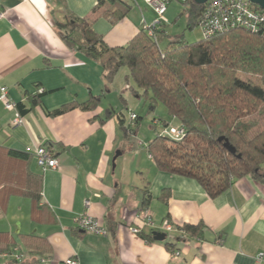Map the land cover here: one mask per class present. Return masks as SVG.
I'll list each match as a JSON object with an SVG mask.
<instances>
[{
  "label": "crops",
  "instance_id": "obj_1",
  "mask_svg": "<svg viewBox=\"0 0 264 264\" xmlns=\"http://www.w3.org/2000/svg\"><path fill=\"white\" fill-rule=\"evenodd\" d=\"M127 1L131 11L115 24L104 9L93 15L94 28L110 46L127 44L156 17L144 0ZM96 3L0 0V10L5 12L0 18V97L6 88L9 98L26 110L23 122L14 125L17 111L8 110L0 98V232L16 235L19 241L20 235L45 238L53 264H66L70 258L79 264H255L256 256L264 253L263 183L248 175L211 198L195 179L160 171L150 154L146 158L137 150L134 156H126L139 128L127 139L116 116L102 120L109 108L123 111L120 102L128 106V97L118 95L122 83L116 77L107 88L103 67L69 49L56 26L66 22L67 12L91 16ZM170 8L157 28L165 30L171 22ZM39 89L43 94L36 97L42 93ZM92 95H103L96 110L50 113ZM43 144L52 146L59 168L43 171L38 164L35 151ZM10 149L32 156L16 158ZM28 173L43 175V210L34 212L32 200L19 193ZM164 189L171 191L167 202L162 199ZM87 199L90 206L85 204ZM145 210L154 224L140 217ZM84 213L98 219L108 233L79 228L75 217ZM165 219L175 226L167 241L175 244L179 256L167 248L166 241L148 243L130 230L165 232ZM199 222L207 226L202 239L176 227Z\"/></svg>",
  "mask_w": 264,
  "mask_h": 264
},
{
  "label": "trees",
  "instance_id": "obj_2",
  "mask_svg": "<svg viewBox=\"0 0 264 264\" xmlns=\"http://www.w3.org/2000/svg\"><path fill=\"white\" fill-rule=\"evenodd\" d=\"M181 2L187 27L200 26L206 3ZM100 9L115 24L128 15L132 5L127 0H97L91 16L67 12L66 22L56 23L59 35L69 49L103 67L107 88L122 69H128L126 82L149 105L148 114L162 103L176 125L185 129L181 139L161 135V130L176 125H171L172 120L153 116L157 135L146 149L159 170L195 179L211 198L219 197L248 175L264 184V30L254 32L235 27L210 37L203 35L193 43L175 36L162 48L165 30L156 27L152 36L143 25L127 44L113 47L94 28L93 15ZM240 71L249 72L259 80L241 78ZM131 80L136 86L131 85ZM102 97L92 95L84 102L66 103L50 113L58 115L74 108L96 110ZM16 108L20 115L26 112L20 102ZM130 112L134 111L129 110V118ZM134 113L133 124L131 119L127 124L124 111L116 112L113 108L107 110L102 120L116 116L125 138L129 139L142 119ZM222 136L236 147L235 154L226 148L225 140H220ZM9 154L26 160L32 156L15 149H10ZM42 182L43 175L28 173L18 188L21 196L32 200L34 212L44 208ZM170 195V189H164L162 199L167 202ZM148 201L146 198L145 204ZM176 227L200 239L207 228L203 222ZM139 234L148 243L156 241L154 231L140 230ZM20 238L22 241L9 232H0V255H9L3 264H50L51 247L45 238L32 235H20ZM167 239L168 234L164 240L167 248L171 252L179 251Z\"/></svg>",
  "mask_w": 264,
  "mask_h": 264
},
{
  "label": "built area",
  "instance_id": "obj_3",
  "mask_svg": "<svg viewBox=\"0 0 264 264\" xmlns=\"http://www.w3.org/2000/svg\"><path fill=\"white\" fill-rule=\"evenodd\" d=\"M144 1L146 5L149 6V8H151L156 14L152 23L144 24V28L150 35L153 36L154 30L157 25L160 24L161 19L166 13L172 0ZM4 16L5 12L0 10V18H3ZM200 24L204 37H210L214 34L225 32L228 29L235 27H242L257 32L260 29L264 30V11L250 0H208L206 2V7ZM39 91L43 92L42 89H39ZM0 98L8 110L17 111L13 120L14 125L22 123L23 120L16 108V103L9 98L6 88H3ZM130 119L132 120L131 124H133L136 119V114L134 112H130ZM154 123H157V121ZM159 133L161 135H170L175 139H181L185 135V129L180 125L169 126L161 130ZM35 155L37 162L43 171L59 168V159L54 149L43 144L36 149ZM85 204L86 206H90L91 200L87 199ZM140 217L147 223L154 224L151 214L148 211L145 210L142 212ZM75 222L79 228L87 232L104 235L108 233L106 227L98 219L88 213L76 216ZM162 225L165 232L168 234L175 229V226L167 219L162 222ZM130 230L134 233L140 232V229L135 227H131ZM173 253L176 256H179L180 254L179 251H175ZM3 256L8 257L9 255L5 253ZM13 256L19 258L17 255ZM48 262L50 264L54 263L52 262V259ZM65 262L66 264H79V261L76 258L67 259ZM255 264H264V253H259L256 256Z\"/></svg>",
  "mask_w": 264,
  "mask_h": 264
},
{
  "label": "rangeland",
  "instance_id": "obj_4",
  "mask_svg": "<svg viewBox=\"0 0 264 264\" xmlns=\"http://www.w3.org/2000/svg\"><path fill=\"white\" fill-rule=\"evenodd\" d=\"M174 3L172 5L170 4L169 6L171 7L170 9L173 10L174 16L172 17L171 22H169L166 25L165 29V37L161 41V47H165L170 43V38L175 37V36H183L184 40L188 43H193L196 41H199L203 38V33L202 29L200 26H195L193 29H189L187 27V18L185 16V11H184V6L181 1L174 0ZM179 4V5H178ZM176 6H179L180 8L178 9ZM183 13V14H182ZM167 15V14H166ZM128 69L124 68L121 70V72L117 75V82L122 83V86L118 84V86L122 87V90H120L119 94L125 95L128 97L129 102H128V108L125 102H120L117 98V100L120 102V106H122V110L124 113H126L127 116V124H130V118H129V110H133L136 112L138 115L142 117L140 123H139V129L138 133L133 136L132 140L134 142L130 143L128 146V153H125L126 156H134L135 151H139L140 155L143 157H148L149 153L146 149V145L153 140L156 135H157V130L153 128V121L152 118L153 116H156L158 118H164L167 121L171 122V118L168 115V110L163 105L162 103H159L155 112H151L148 114L149 110V105L145 104V101L143 98H138L136 95L133 94L132 90L127 86L126 81H125V75L128 74ZM239 77L244 78V79H255L256 81L259 80L257 76L249 73V72H243L240 71L238 72ZM132 86H136L134 81H130ZM127 88L126 90H123V88ZM117 95V94H116ZM177 123L172 120L171 125H176ZM140 141L144 142V145L141 146ZM130 148V149H129ZM131 159V157H129ZM263 168H264V163H263ZM18 221L14 222V227H18ZM16 236V235H15ZM6 257L2 258V255H0V264H3L6 261Z\"/></svg>",
  "mask_w": 264,
  "mask_h": 264
},
{
  "label": "water",
  "instance_id": "obj_5",
  "mask_svg": "<svg viewBox=\"0 0 264 264\" xmlns=\"http://www.w3.org/2000/svg\"><path fill=\"white\" fill-rule=\"evenodd\" d=\"M208 0H195L198 4H205ZM254 4L258 5L264 11V0H250ZM220 140H225L224 145L233 154L236 153V147L230 143V141L224 136L220 137ZM240 156V155H239ZM116 158V157H115ZM115 158L113 165L115 166ZM154 237L156 241H164L167 238V233L162 231H154Z\"/></svg>",
  "mask_w": 264,
  "mask_h": 264
}]
</instances>
